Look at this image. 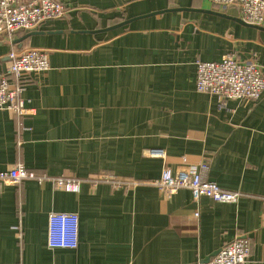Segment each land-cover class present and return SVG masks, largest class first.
<instances>
[{"label":"crops","instance_id":"1","mask_svg":"<svg viewBox=\"0 0 264 264\" xmlns=\"http://www.w3.org/2000/svg\"><path fill=\"white\" fill-rule=\"evenodd\" d=\"M63 2L67 16L45 34L21 44L26 32L0 37V71L10 52L32 48L51 67L11 77L34 114L0 111V173L24 165L79 180L81 191L0 181V264H208L245 238L247 264H264V93L222 103L196 90L198 61L232 55L264 67V26L211 0ZM150 149L166 158L148 157ZM165 168L244 196L237 204H196L188 190L168 197L153 185ZM101 175L129 186L91 178ZM51 213L79 217L76 249L48 247Z\"/></svg>","mask_w":264,"mask_h":264},{"label":"built area","instance_id":"2","mask_svg":"<svg viewBox=\"0 0 264 264\" xmlns=\"http://www.w3.org/2000/svg\"><path fill=\"white\" fill-rule=\"evenodd\" d=\"M220 8L236 7L239 17L247 25L264 26V0H211ZM68 7L63 0H0V37L13 38L18 32L39 31L45 25L64 19ZM49 56L40 49H28L23 53L10 52L5 70L0 71V111L14 115H32L26 109L22 95L25 88L13 84L11 77L22 80L33 75L45 74L50 70ZM196 90L216 96L222 103L258 102L264 93V67L253 62L241 63L234 56H226L221 62L196 63ZM148 157L165 159L162 149L146 151ZM96 181H107L115 185L129 186L110 176H93ZM0 181L19 185L26 181L39 184L51 182L54 189L68 193H80L81 182L71 178H47L29 171L24 165H15L0 173ZM138 183H132L136 186ZM162 194L170 197L180 190L191 192L193 202L208 198L218 204H237L244 196L238 191H226L219 185L205 180L192 170L173 173L165 168L160 179L153 183ZM264 205V198H261ZM199 217V212L195 213ZM264 222V210L262 212ZM79 217L76 214L51 213L49 216L48 247L51 250H74L78 247ZM251 249L248 239H237L223 247L208 264H247Z\"/></svg>","mask_w":264,"mask_h":264},{"label":"water","instance_id":"3","mask_svg":"<svg viewBox=\"0 0 264 264\" xmlns=\"http://www.w3.org/2000/svg\"><path fill=\"white\" fill-rule=\"evenodd\" d=\"M166 12H169V11H166ZM156 14H160V13H153V14H151V15H147V16H144V17H140V18H146V17H150V16H154V15H156ZM241 20V19H240ZM134 20H130V21H126V22H124V23H122V24H120V25H117V26H115V27H112V28H110V29H108V30H106V31H112V30H115V29H120V28H123L124 26H126V25H128V24H130L131 22H133ZM243 24H245L243 21H241ZM245 25H247V24H245ZM248 26H253V25H248ZM253 27H257V26H253ZM43 34H45V33H43V32H39V31H32V32H26V36L24 37V38H22V39H20V40H17V44H21V43H23L25 40H27V39H30V38H32V37H35V36H40V35H43ZM218 254V253H217ZM216 254V255H217ZM215 255V256H216Z\"/></svg>","mask_w":264,"mask_h":264}]
</instances>
